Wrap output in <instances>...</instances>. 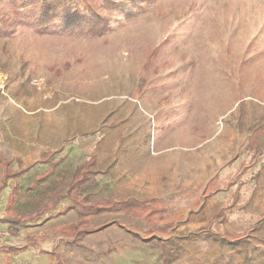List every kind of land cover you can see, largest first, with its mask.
Returning <instances> with one entry per match:
<instances>
[{
    "label": "rangeland",
    "instance_id": "1",
    "mask_svg": "<svg viewBox=\"0 0 264 264\" xmlns=\"http://www.w3.org/2000/svg\"><path fill=\"white\" fill-rule=\"evenodd\" d=\"M110 1L109 29L101 36L41 35L22 27L0 37V182L4 158L19 141L33 142L39 156L0 192V217L29 214L65 195L96 155L107 166L111 161L116 185L105 182L108 175L81 192L91 200L142 197L144 191L126 188V174L151 165L175 230L166 237L146 218L104 213L91 224L107 226L80 248L73 232L54 229L78 217L64 197L31 225L0 221V264H48L32 250L9 251L24 244L55 245L73 264H162L160 241L197 231L200 237L182 238L171 264H264V149L252 158L245 148L248 127L264 116V0ZM7 2L0 0V9ZM208 138L216 149L230 142L231 150L213 157L210 145L200 147ZM20 168L13 158L10 170ZM209 184L219 189L205 192ZM197 198L205 207L194 204ZM198 208L203 213L193 221ZM214 210L224 211L222 221L213 222ZM210 222L218 233L241 235L244 251L205 238Z\"/></svg>",
    "mask_w": 264,
    "mask_h": 264
},
{
    "label": "trees",
    "instance_id": "2",
    "mask_svg": "<svg viewBox=\"0 0 264 264\" xmlns=\"http://www.w3.org/2000/svg\"><path fill=\"white\" fill-rule=\"evenodd\" d=\"M7 7L0 9V37H13L16 32L22 27H32L39 34H78L84 36H101L109 29L107 23L109 18L105 14V7L109 6L111 9L110 0H7ZM115 9H121L116 6ZM110 15V14H109ZM150 60H147L149 62ZM66 64L64 67H69ZM241 89V88H240ZM241 93V92H240ZM240 122L243 125L246 123L245 100L240 94ZM251 134L247 144L248 149L254 151L252 158H255L264 149V116L254 125L248 127ZM12 160H5L6 171L3 174L0 191H2L8 184L9 179L19 176L28 168L11 171L10 164ZM95 165V158L91 157L78 171V174L69 183V189L65 195H60L52 203H44L40 205L33 212L21 215L13 213L12 215L0 217V221L10 224V226L20 227L22 225H31L39 217L56 208L61 199L67 197L72 201L71 208L76 211L78 217L75 221L64 223L56 226L54 229L57 232L71 231L73 232L72 243L80 248H86L82 240L96 229H104L107 224L99 226H92L93 218L108 212L124 213L129 216L138 218H146L147 222L162 234L169 236L175 228L174 222H165L164 213L165 206H160L155 198L147 197L144 199L122 198L115 199L113 197H102L99 200H91L87 192H81L83 187L96 172L92 166ZM209 189V187H208ZM202 208L197 212L190 213V219L194 220L201 216ZM218 214H214L213 219L218 218ZM157 217V218H154ZM161 223H164L161 225ZM210 222L205 227L206 232L204 237L212 239L221 245H227L234 248L236 251L243 252L244 242L240 239L239 234H233L229 231L218 233L213 230ZM200 232H191L189 234H181L174 240L167 238L161 242L160 259L162 264H171L180 255L182 238H196L200 237ZM31 237L27 236V239ZM153 238L147 240L151 241ZM22 248L12 249L9 251L18 252ZM52 254L57 260V264H73L63 259L60 252L55 249Z\"/></svg>",
    "mask_w": 264,
    "mask_h": 264
},
{
    "label": "crops",
    "instance_id": "3",
    "mask_svg": "<svg viewBox=\"0 0 264 264\" xmlns=\"http://www.w3.org/2000/svg\"><path fill=\"white\" fill-rule=\"evenodd\" d=\"M238 129V128H237ZM239 130V132H240V129H238ZM210 141H212L210 138H208L207 140H205V141H202L201 142V144H200V147L202 148V149H204V148H207V146L206 145H210L211 143H210ZM223 142V141H222ZM248 142H249V138H248V141H247V143H246V145H245V148L246 149H248V147H247V144H248ZM210 143V144H209ZM224 144H226L225 143V141L223 142ZM32 144H33V142H26L25 144H22L21 143V141H19V144H18V146H16V147H13V149H9L10 151H12L13 150V152H10V153H12V154H10L9 156L10 157H5L4 159H8V160H12V163H13V158H17V160H18V163H19V165H20V167H22V168H20L19 170H21V169H25V168H29L30 167V165H32V163H34V160H36V159H38L39 158V156H38V150L37 149H32ZM222 145V147L221 148H219V149H216L215 147H216V145L217 144H212V146L210 145V148H211V150L212 151H214V153H215V155L213 156V157H215V158H217V159H219V158H222V157H224L225 156V154L227 153V152H229L231 149V144H230V142H227V145L225 146V145ZM216 150H218L217 152H216ZM250 150V149H249ZM40 155V154H39ZM237 155L238 154H236L233 158H231L230 160H228V162H227V165H231V164H233L234 163V161L237 159L236 157H237ZM94 155H92V156H90V158L91 157H93ZM90 158H89V160H90ZM94 158H95V165L94 166H92V168H94V170L96 171L97 169L98 170H100V171H98V172H96L95 173V175L94 176H92L91 177V179L83 186V187H81L80 189L82 190V188L84 189V187L87 185V184H90V183H92V182H94V183H96L97 184V181H99L100 179H102V178H104L105 176H110V180H105V182L106 183H108V182H112V180H113V177L115 176V173H114V171H113V168L111 167V161H107L108 162V166L106 165V164H103V158L101 159V157H99V156H94ZM235 159V160H234ZM88 160V161H89ZM111 160V159H110ZM233 160V161H232ZM5 161V160H4ZM12 163L10 164V167L12 168ZM86 163V162H85ZM105 165V166H104ZM149 168H150V170H148V171H145L144 173L142 172V173H135V172H133V171H131L130 173H127L126 174V188L130 191V192H135V191H144L146 194L144 195V196H142V197H133V196H128L127 198H135V199H144V198H147V197H151V198H155L156 200H157V203L160 205V206H165L164 204H161L160 202H159V199H158V197H159V193L163 190L164 191V189L163 188H161V185L159 184V179H158V177H157V171L155 170L156 168L155 167H151V165H149L148 166ZM226 169V168H225ZM227 170V169H226ZM226 170H224V174L225 175H227V173L228 172H226ZM5 171H6V168L5 167H3V171H2V175L5 173ZM241 173H242V171L240 170V169H238L237 171H236V174L237 175H241ZM16 178H18V176L17 177H15V178H11L12 180L13 179H16ZM11 179H9V180H11ZM118 179V178H117ZM105 182L104 181H101L100 182V186H98V187H96L95 188V190H94V192L95 191H99V188H101L102 186H104L105 185ZM1 183V182H0ZM240 183V182H239ZM238 183V184H239ZM108 184H110L111 186H110V188H112L113 187V184L114 185H116L114 182H112V183H108ZM8 186H9V181H8V184H7V186L5 187L6 189L8 188ZM87 187V186H86ZM208 187H209V189H208ZM5 188L3 189V190H5ZM219 189V187L217 186V185H214V184H209L208 186H206V188H205V192H206V190L207 191H209V190H218ZM2 190V191H3ZM80 190V191H81ZM214 191V192H215ZM1 192V191H0ZM12 192V189H10L9 190V193H11ZM162 193V192H161ZM102 197H113V198H115V199H117L116 197H114V196H112V195H109V196H100L99 198H96V199H94V200H99L100 198H102ZM194 204L195 205H197L199 208L200 207H205V203H204V201L202 202V201H200V198H197L196 200H195V202H194ZM166 207V206H165ZM199 208H198V210H199ZM205 209V208H204ZM197 210V211H198ZM196 212V211H195ZM108 213H112V212H108ZM165 214V213H164ZM214 214L216 215V214H218L217 216H218V218H215V219H213V216H214ZM106 215H107V213H106ZM99 217V216H98ZM98 217H96V218H98ZM164 218H165V216H164ZM211 218L213 219V222L215 221V220H223L224 219V211H220V210H214L213 212H212V215H211ZM210 218V219H211ZM200 218H197L196 220H199ZM196 220H193V221H196ZM165 222H172V221H167L166 220V218H165ZM209 222V221H208ZM207 222V223H208ZM164 223H161V225H163ZM30 229V228H29ZM175 230V229H174ZM27 231H30V230H27ZM217 232V231H216ZM178 233H181V232H178ZM171 235V234H170ZM169 235V236H170ZM166 236V235H165ZM169 236H166V237H169ZM176 237H178V236H176ZM35 238H37V237H35ZM4 246H8V247H10V246H13L12 244H9V245H5L4 244ZM25 246V248L24 249H22L21 250V252H27V251H29V250H32V251H34L36 254H38V256H45V257H47V259H48V264H57V260H56V258H55V256L52 254V252L55 250V245L52 247V248H47V246H44V247H41V246H38V245H28V244H24L23 246H21V247H24ZM1 247H3V246H1ZM0 247V249H3V250H5V248H1ZM16 247H18L19 248V246H16ZM7 253H10V252H8L7 251Z\"/></svg>",
    "mask_w": 264,
    "mask_h": 264
}]
</instances>
